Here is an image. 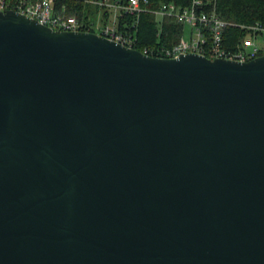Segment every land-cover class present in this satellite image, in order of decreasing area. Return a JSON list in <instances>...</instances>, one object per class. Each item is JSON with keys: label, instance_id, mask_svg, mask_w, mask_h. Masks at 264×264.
I'll list each match as a JSON object with an SVG mask.
<instances>
[{"label": "water", "instance_id": "water-1", "mask_svg": "<svg viewBox=\"0 0 264 264\" xmlns=\"http://www.w3.org/2000/svg\"><path fill=\"white\" fill-rule=\"evenodd\" d=\"M0 264H264V54L0 12Z\"/></svg>", "mask_w": 264, "mask_h": 264}, {"label": "built area", "instance_id": "built-area-1", "mask_svg": "<svg viewBox=\"0 0 264 264\" xmlns=\"http://www.w3.org/2000/svg\"><path fill=\"white\" fill-rule=\"evenodd\" d=\"M67 1L87 4L96 7L102 13L111 15L112 20L106 24H97L96 33L116 41L124 46L137 49V32L141 14L150 12L155 17L173 19L183 25V33L179 41L170 46H149L142 51L144 54L161 57L177 58L182 54L198 53L210 59H228L236 61H249L264 52V25H241L246 34L241 37L235 48L225 45V33L233 22L222 19L216 11L207 12L204 0H192L186 7L180 8L175 2L163 3L157 8H151L150 0H0V12L14 10L37 20L40 24L56 31H90L95 27L87 17L69 11ZM131 18L128 29L122 30L121 23ZM161 26V25H160ZM131 27V29H130ZM188 29V39L185 33ZM94 32V31H92ZM161 30L159 31V34ZM261 39L263 42H260Z\"/></svg>", "mask_w": 264, "mask_h": 264}, {"label": "trees", "instance_id": "trees-1", "mask_svg": "<svg viewBox=\"0 0 264 264\" xmlns=\"http://www.w3.org/2000/svg\"><path fill=\"white\" fill-rule=\"evenodd\" d=\"M192 0H150V7L157 8L163 3L175 2L180 8L186 7ZM207 5L205 10L207 12L216 11L219 17L236 25L229 26L225 33V45L230 48H235L241 37H243L247 30L241 25H264V0H206ZM211 1V2H208ZM67 6L70 12L76 13L79 17H85L88 20L87 14L91 10V6L75 1H67ZM125 20L121 23V29H128L125 26L130 24ZM161 25V26H160ZM131 29V27H130ZM90 31H95V28L90 27ZM161 33L159 34V31ZM183 33V25L177 23L173 19L165 18L163 23L159 24L158 19L153 13L144 12L141 14L139 29L137 32L136 48L143 51L144 48L149 46H170L171 44L179 41Z\"/></svg>", "mask_w": 264, "mask_h": 264}, {"label": "rangeland", "instance_id": "rangeland-1", "mask_svg": "<svg viewBox=\"0 0 264 264\" xmlns=\"http://www.w3.org/2000/svg\"><path fill=\"white\" fill-rule=\"evenodd\" d=\"M204 1L207 3L206 0H204ZM208 2H211V1H208ZM97 11H98V9L96 7H91V13L89 15V21H90V23H94L95 24V27H94L95 28V31L98 32V26H97V24H100V22L97 19V14L99 13ZM158 21H159V24H160L161 23V18H158ZM187 34H188V28H187V32L184 35L186 39H188V37H189ZM259 41L260 42H263L261 39H259ZM263 49H264V47H263ZM263 54H264V52H263Z\"/></svg>", "mask_w": 264, "mask_h": 264}, {"label": "crops", "instance_id": "crops-1", "mask_svg": "<svg viewBox=\"0 0 264 264\" xmlns=\"http://www.w3.org/2000/svg\"><path fill=\"white\" fill-rule=\"evenodd\" d=\"M97 12H99L97 14V19L99 20V22H100L101 25L106 24V23H109L112 20L111 15H109L108 13H102L99 10Z\"/></svg>", "mask_w": 264, "mask_h": 264}]
</instances>
